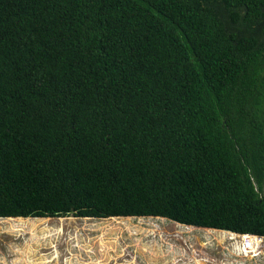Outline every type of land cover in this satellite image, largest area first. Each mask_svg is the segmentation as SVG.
Returning <instances> with one entry per match:
<instances>
[{
  "label": "trees",
  "instance_id": "obj_1",
  "mask_svg": "<svg viewBox=\"0 0 264 264\" xmlns=\"http://www.w3.org/2000/svg\"><path fill=\"white\" fill-rule=\"evenodd\" d=\"M68 216L264 237V0H0V220Z\"/></svg>",
  "mask_w": 264,
  "mask_h": 264
},
{
  "label": "rangeland",
  "instance_id": "obj_2",
  "mask_svg": "<svg viewBox=\"0 0 264 264\" xmlns=\"http://www.w3.org/2000/svg\"><path fill=\"white\" fill-rule=\"evenodd\" d=\"M44 219L0 220V264H264V243L252 258L227 231L149 217Z\"/></svg>",
  "mask_w": 264,
  "mask_h": 264
},
{
  "label": "built area",
  "instance_id": "obj_3",
  "mask_svg": "<svg viewBox=\"0 0 264 264\" xmlns=\"http://www.w3.org/2000/svg\"><path fill=\"white\" fill-rule=\"evenodd\" d=\"M241 249L243 251L244 254H247V252H249L248 254L251 255H255L256 252L250 253L252 252L253 247H258L259 245H261L264 242V237H258V236H243L241 238Z\"/></svg>",
  "mask_w": 264,
  "mask_h": 264
},
{
  "label": "clouds",
  "instance_id": "obj_4",
  "mask_svg": "<svg viewBox=\"0 0 264 264\" xmlns=\"http://www.w3.org/2000/svg\"><path fill=\"white\" fill-rule=\"evenodd\" d=\"M231 233V232H230ZM234 233V232H233ZM235 235H237V236H240V238H242L243 236H256V235H240V234H236V233H234ZM258 237H262V236H258ZM242 242V241H241ZM264 243V242H263ZM262 243V244H263ZM262 244L261 245H259L257 248H261L262 247ZM242 248V247H241ZM241 252L243 253V251H242V249H241ZM254 252H256L255 253V257H257V253H259L260 252V250L259 249H257V251H254ZM244 254V253H243ZM246 255V254H245ZM251 255V254H250ZM251 256H253V255H251ZM255 257H253V258H255Z\"/></svg>",
  "mask_w": 264,
  "mask_h": 264
},
{
  "label": "bare ground",
  "instance_id": "obj_5",
  "mask_svg": "<svg viewBox=\"0 0 264 264\" xmlns=\"http://www.w3.org/2000/svg\"><path fill=\"white\" fill-rule=\"evenodd\" d=\"M218 231H219V230H218ZM227 232H228V231H227ZM232 234H233V233H232ZM233 235H235V234H233ZM235 236H237V235H235ZM231 239L234 240L235 238H231ZM240 241H241V240H240ZM231 243H232V242H231ZM255 248H256V247H253L252 252L255 251V250H254ZM252 252H250V253H252Z\"/></svg>",
  "mask_w": 264,
  "mask_h": 264
},
{
  "label": "water",
  "instance_id": "obj_6",
  "mask_svg": "<svg viewBox=\"0 0 264 264\" xmlns=\"http://www.w3.org/2000/svg\"><path fill=\"white\" fill-rule=\"evenodd\" d=\"M231 233H233V232H231Z\"/></svg>",
  "mask_w": 264,
  "mask_h": 264
},
{
  "label": "crops",
  "instance_id": "obj_7",
  "mask_svg": "<svg viewBox=\"0 0 264 264\" xmlns=\"http://www.w3.org/2000/svg\"><path fill=\"white\" fill-rule=\"evenodd\" d=\"M234 234V233H233Z\"/></svg>",
  "mask_w": 264,
  "mask_h": 264
}]
</instances>
